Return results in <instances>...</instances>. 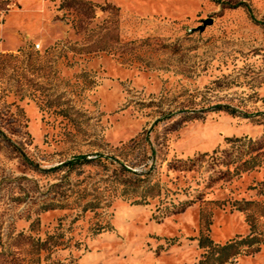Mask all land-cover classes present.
Returning a JSON list of instances; mask_svg holds the SVG:
<instances>
[{"label":"rangeland","instance_id":"rangeland-1","mask_svg":"<svg viewBox=\"0 0 264 264\" xmlns=\"http://www.w3.org/2000/svg\"><path fill=\"white\" fill-rule=\"evenodd\" d=\"M39 1L0 35V264H264V0Z\"/></svg>","mask_w":264,"mask_h":264},{"label":"crops","instance_id":"crops-1","mask_svg":"<svg viewBox=\"0 0 264 264\" xmlns=\"http://www.w3.org/2000/svg\"><path fill=\"white\" fill-rule=\"evenodd\" d=\"M12 1L14 2V8L9 10L7 12V14L3 17L2 23L0 26V35L4 41L5 48L9 51H13L20 44L21 40L19 38L20 34L18 32H19V29L21 27L19 26V24L16 23V20H14V18L8 19V16L12 13L28 14V13H33L34 11L35 12L36 11L41 12V7H42V4L40 3L39 0H12ZM12 21H13V24H12ZM6 22H7V24H5ZM12 25H13V27H12ZM41 26L42 27L39 30V32L37 33L36 38H42L43 37L42 32L46 31L47 27L49 26V23L46 24V21L43 19ZM13 37L17 39V41L15 43H13V41H14ZM22 37L24 40H27V41L32 40V38L27 34L22 35Z\"/></svg>","mask_w":264,"mask_h":264},{"label":"trees","instance_id":"trees-1","mask_svg":"<svg viewBox=\"0 0 264 264\" xmlns=\"http://www.w3.org/2000/svg\"><path fill=\"white\" fill-rule=\"evenodd\" d=\"M264 27V25H263ZM80 159H83V158H75L73 161H79ZM72 163V162H71ZM202 243V241H201ZM203 244V243H202ZM232 244L233 243H229L225 246H223L222 248H220L221 250H228L232 247ZM48 246V242L47 241H37L33 244V247H34V250L36 252V254H38L39 252H42V251H45L46 248ZM54 247H58V245L54 246Z\"/></svg>","mask_w":264,"mask_h":264},{"label":"water","instance_id":"water-1","mask_svg":"<svg viewBox=\"0 0 264 264\" xmlns=\"http://www.w3.org/2000/svg\"><path fill=\"white\" fill-rule=\"evenodd\" d=\"M210 24H211V20L204 21L202 27L199 28V31H202L205 26L210 25Z\"/></svg>","mask_w":264,"mask_h":264},{"label":"built area","instance_id":"built-area-1","mask_svg":"<svg viewBox=\"0 0 264 264\" xmlns=\"http://www.w3.org/2000/svg\"><path fill=\"white\" fill-rule=\"evenodd\" d=\"M0 44H1V40H0ZM34 48L35 49H38L39 48V45L38 44H35Z\"/></svg>","mask_w":264,"mask_h":264}]
</instances>
